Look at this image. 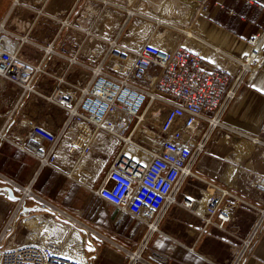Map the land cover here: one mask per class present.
Segmentation results:
<instances>
[{"label": "crops", "instance_id": "1", "mask_svg": "<svg viewBox=\"0 0 264 264\" xmlns=\"http://www.w3.org/2000/svg\"><path fill=\"white\" fill-rule=\"evenodd\" d=\"M255 1L264 7V0ZM66 17L71 27L61 26ZM1 24L12 36H26L20 53L41 68L33 75L34 91L23 93L10 82L0 88V189L9 190L6 197L0 194V233L9 220L19 217L12 246L36 238L44 229L50 235L71 231L50 217H21L17 207L22 187L32 190L22 207L46 202L50 210H66L57 199L73 202L82 195L79 185L84 183L76 180L80 175L89 179L91 192L119 151L112 135L93 130L82 118L61 134L53 167L38 169L36 160L16 145L34 125L60 132L67 110L55 96L77 103L81 90L93 79L94 65L101 63L116 74L115 57L108 58L109 40L116 39L128 54L145 42L163 50L183 45L196 51L209 68L236 76L237 61L249 49L248 37L264 29V10L245 0H19L18 4L0 0ZM222 122L226 127L211 132L206 150L192 165L194 175L183 181L186 187L177 196L194 200L197 207L167 206L158 230L148 232L144 222L134 218L135 236L124 235L123 221L117 223L120 216L112 215L113 206L89 207L84 219L66 210L82 234L88 264H128L132 250L141 252L136 264H264V196L252 185L256 177H264V146L249 139L264 140V45L258 64L244 74L238 96L228 102ZM88 142L89 151L81 160L92 146L101 148L108 142L105 162H74L75 155L67 153L69 145ZM94 164L100 166L91 173ZM213 186L226 190L216 211L229 216L223 223L216 213L204 212L206 189ZM95 199L97 204L104 202L96 195ZM96 209L101 212L90 211Z\"/></svg>", "mask_w": 264, "mask_h": 264}, {"label": "built area", "instance_id": "2", "mask_svg": "<svg viewBox=\"0 0 264 264\" xmlns=\"http://www.w3.org/2000/svg\"><path fill=\"white\" fill-rule=\"evenodd\" d=\"M245 1L264 10L255 0ZM18 3L19 0H13V4ZM37 13L42 14V9ZM156 23L162 24L160 20ZM61 26L71 27L68 17L61 21ZM183 33L192 35L185 30ZM24 41H27L26 36H12L0 25V88L10 82L18 85L23 93L34 91L33 75L41 68L20 53ZM247 42L249 49L237 61L239 72L231 76L226 70L209 68L196 51L183 45L163 50L145 42L134 54H128L116 39H111L108 58L115 57L116 74L106 70L101 63L94 65L91 68L93 79L81 90L77 103L66 96H55V101L67 110V119L60 132L34 125L16 145L33 157L38 169H42L55 166L61 134L76 119L82 118L93 130L112 135L119 151L91 192L144 222L148 232H154L158 230L167 206L197 207L194 200L186 196L179 200L177 196L183 181L194 175L192 165L197 155L206 150L211 132L226 127L222 115L228 102L238 96L244 74L250 72L261 58L264 29L251 34ZM45 49L50 51V45ZM71 60L75 61V56ZM150 111L156 118L161 116L162 124L156 131H163L166 136L157 138L151 131L152 126L142 121ZM138 133H141L140 137L136 136ZM249 139L253 144L264 146V140L259 136H249ZM89 148L90 142L80 146L73 143L67 153L75 155L74 162H79ZM252 185L264 196V177H256ZM225 192L214 186L206 189L204 212L207 215L216 213ZM0 194L6 197L9 190L0 189ZM30 195V186L21 188L17 207L21 217L31 215L38 220L46 215L45 218L54 221L60 218L64 222L58 223L71 231L50 235L44 229L36 234V238L6 246L3 241L19 219L13 217L0 233V264H88L82 234L74 226L76 220L66 210H50L46 202L22 207ZM216 215L221 223L229 220L223 212ZM261 217H264V208ZM249 244L250 239L244 240L246 247ZM128 258V264H135L141 259V252H129Z\"/></svg>", "mask_w": 264, "mask_h": 264}, {"label": "rangeland", "instance_id": "3", "mask_svg": "<svg viewBox=\"0 0 264 264\" xmlns=\"http://www.w3.org/2000/svg\"><path fill=\"white\" fill-rule=\"evenodd\" d=\"M149 17H151V16H149ZM152 18H155V17H152ZM126 64L128 65L129 61H127ZM160 118H161V116H159L155 119L156 125H154V124L151 125L152 126L151 131H153L156 134L157 138H160V137H163L164 135L165 136L167 135V133H163V131H161V132L156 131V129H159L161 127L158 125L160 122ZM140 135H141V133H138L136 136L140 137ZM109 146L110 145L108 142H106L105 145H103L101 148H95L94 149V147L92 146L91 151L86 156L83 157L81 162H99L98 164H100V162H105V160L109 154ZM199 157H200V154L197 155L195 162L198 160ZM73 159H75V157ZM99 166L100 165L94 164V167H93V170L91 171V173L95 172ZM79 177H84L87 180L86 183H84V184L80 183L81 185H79V186H82V188L84 189L85 192L83 191V192L79 193L82 195L79 198L75 199L73 202L70 200H68V201L65 200L64 197L61 199L56 198L59 207L66 209L70 214L77 217L78 219H84L85 213L88 211L87 208H89V207H95V208L100 207V206L112 207L110 204H108L106 202L97 204V201L95 199V195L93 193H91L90 190L88 189L89 187L92 186L89 179H87V176H85V175H80ZM73 184H78V183L73 182ZM84 186L87 187L88 190L85 189ZM185 187H186V185L184 183L182 185V189H185ZM73 193H75L77 195V192L74 191ZM0 209L1 210L3 209L1 198H0ZM90 211H93L92 213L101 212L97 209L96 210H90ZM43 217L45 218L46 215H44ZM93 217L98 218L100 216L97 214H94ZM101 217H103V216H101ZM60 220H61L60 218L55 219V221H57V222H64V221H60ZM20 233H22V232H20ZM17 234H18L17 232L16 233H12V232L9 233L7 235V238L3 241V244L6 246H9L11 243H13V237H15ZM87 251H88V249H87ZM132 251H134V250H132ZM128 259L129 258L127 257V262H128Z\"/></svg>", "mask_w": 264, "mask_h": 264}, {"label": "flooded vegetation", "instance_id": "4", "mask_svg": "<svg viewBox=\"0 0 264 264\" xmlns=\"http://www.w3.org/2000/svg\"><path fill=\"white\" fill-rule=\"evenodd\" d=\"M112 215H114L115 217L117 215L120 216V218H118L117 220V223H119L120 221H123V226L121 227L122 228L121 231L122 233H124V235L130 236V237L135 236V232L131 230V222H132V219H134V217H132L131 215L127 213L121 212L118 208H114ZM127 225H128V228L125 229V226Z\"/></svg>", "mask_w": 264, "mask_h": 264}, {"label": "bare ground", "instance_id": "5", "mask_svg": "<svg viewBox=\"0 0 264 264\" xmlns=\"http://www.w3.org/2000/svg\"><path fill=\"white\" fill-rule=\"evenodd\" d=\"M155 119H156V117H154V115H152V116H150V117H148L146 114L143 116V122H145V123H149L150 125H156L155 124ZM161 124H162V122H159V126H161ZM80 180V182H82V183H84V182H86L84 179H82V178H80L79 179Z\"/></svg>", "mask_w": 264, "mask_h": 264}]
</instances>
